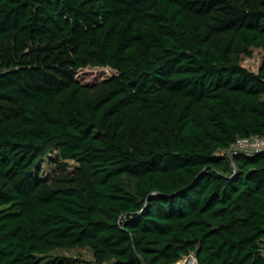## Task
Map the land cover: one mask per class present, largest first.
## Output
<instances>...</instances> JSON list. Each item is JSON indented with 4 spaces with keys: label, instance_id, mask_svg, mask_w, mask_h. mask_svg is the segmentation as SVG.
<instances>
[{
    "label": "trees",
    "instance_id": "1",
    "mask_svg": "<svg viewBox=\"0 0 264 264\" xmlns=\"http://www.w3.org/2000/svg\"><path fill=\"white\" fill-rule=\"evenodd\" d=\"M252 47L264 0H0V264H264V150L220 153L264 133Z\"/></svg>",
    "mask_w": 264,
    "mask_h": 264
},
{
    "label": "rangeland",
    "instance_id": "2",
    "mask_svg": "<svg viewBox=\"0 0 264 264\" xmlns=\"http://www.w3.org/2000/svg\"><path fill=\"white\" fill-rule=\"evenodd\" d=\"M263 55V48L252 47V54H244L241 62L248 69L258 71ZM114 73H116V70L109 66H87L80 68L76 76L83 84L98 89L102 86L104 80ZM38 166L41 169V175L55 185L75 184L80 181L75 169L76 162L73 159H63L57 148H53L49 154L42 158ZM129 186L132 187L133 185ZM48 255L50 257L61 255L66 258L67 264H94L93 250L89 246L57 248ZM175 264L198 263L194 252H191V254L183 255Z\"/></svg>",
    "mask_w": 264,
    "mask_h": 264
},
{
    "label": "built area",
    "instance_id": "3",
    "mask_svg": "<svg viewBox=\"0 0 264 264\" xmlns=\"http://www.w3.org/2000/svg\"><path fill=\"white\" fill-rule=\"evenodd\" d=\"M264 150V133H252L238 136L229 146L222 148L220 153L228 155L230 159L240 151L254 152Z\"/></svg>",
    "mask_w": 264,
    "mask_h": 264
},
{
    "label": "water",
    "instance_id": "4",
    "mask_svg": "<svg viewBox=\"0 0 264 264\" xmlns=\"http://www.w3.org/2000/svg\"><path fill=\"white\" fill-rule=\"evenodd\" d=\"M198 250V248L196 249V251Z\"/></svg>",
    "mask_w": 264,
    "mask_h": 264
}]
</instances>
